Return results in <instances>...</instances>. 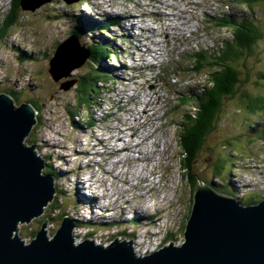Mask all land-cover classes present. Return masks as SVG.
Listing matches in <instances>:
<instances>
[{
    "label": "rangeland",
    "instance_id": "1",
    "mask_svg": "<svg viewBox=\"0 0 264 264\" xmlns=\"http://www.w3.org/2000/svg\"><path fill=\"white\" fill-rule=\"evenodd\" d=\"M42 1L26 0L25 11L20 12L16 23L0 36V94L8 95L10 90L20 93L19 100L14 101L16 106L34 102L36 107L29 104L38 110L37 124L25 143L35 145L38 155L45 161L44 170L49 166L56 176L54 187L55 199L58 201L53 204V208L49 206L50 203L39 218L29 224L19 225L18 236L25 244H29L34 233L47 220V235L51 238L62 219L68 216L75 225L72 230L75 245L84 240L103 246L109 245L115 238L120 242L131 240V249L137 252V257H141L142 253L147 256L157 252L169 243L180 246L184 242L183 232L194 192L190 193L185 173L180 168L182 157L179 135L183 133V117L192 106L179 108V94L176 96L174 92L188 91L190 95L198 93L201 87L197 85L203 84L205 77L187 70L186 74L182 73L172 82L171 78L165 79V82L162 78L155 85L151 78L156 72H147V56L144 54L141 59L138 56L143 53L141 45L146 43V39L158 43L161 32L171 34V28H175L179 36L183 23L187 26L186 30L196 26L187 23L188 17L184 18L183 12H196L194 3L197 0H151L150 5L147 0H81L69 5L64 4L63 0H50L41 4ZM10 3L11 0H0V27L8 15ZM233 3L237 11L233 10L232 14L240 13L245 8L239 0H233ZM201 7L204 10L205 5ZM251 8L253 20L264 32V2ZM205 11L206 18L218 21L215 17L219 12L214 11L213 6L206 5ZM200 12L196 13L199 16L197 18L203 16L202 12L200 16ZM81 15L82 22L77 24V17ZM165 20L167 24H162ZM110 21L119 26L112 28L105 37L112 45L111 50L120 53L110 61H100V67L112 73V78L96 93H90L93 101L89 106L79 107L76 85L82 75L95 69L86 60L81 68L72 71L66 78L76 83L69 90L62 91L59 85L65 79L58 82L50 79L47 73L48 60L54 48L68 39L71 32L75 37L80 36L79 47L85 48L93 42L102 41L99 32L105 28L104 25H112ZM86 23L91 24L83 28ZM145 23L149 26L155 24L156 29L152 34L149 35L144 29ZM91 25L102 28L97 32H85ZM139 27L143 29L139 31ZM212 29V35L205 43L216 50L222 41L220 39L229 37V34L222 35L214 24ZM141 33L144 36L147 33V38L144 39ZM139 38L141 41L137 47L135 41ZM151 41L149 45L155 44ZM193 45L190 43L187 48L192 49ZM44 50V60L41 61L39 53ZM21 54L28 59L20 66L16 64V57ZM174 61L177 59L173 60V64ZM190 65L188 63L187 67ZM134 66L138 68L134 69ZM237 67L241 79L245 80L239 85V98L224 102L216 127L205 138L194 166L200 180L197 187L216 183L221 189L216 190L220 195L229 197V194H233L234 198L231 197L240 205H246L249 200L264 199V131L261 130L264 129V113L262 118H253L249 122L251 125L241 124L242 112L238 113L235 105L247 95L264 93V79L259 78V73H264V54L259 52L245 58ZM167 80L170 85L166 84ZM145 95L152 104L147 117L142 115L144 106L140 103ZM72 111L78 113L74 118L75 122L80 123L78 128L70 123L69 112ZM88 118L93 120L90 125L86 123ZM250 126H254V129ZM93 143H98V146H93ZM90 148L93 149L91 154L88 152ZM148 152L150 156L140 158ZM81 153L85 155L82 157ZM219 155H228L231 159L222 167L218 179H214ZM90 168H93L92 173L95 172V183L90 182L88 185L85 180L90 171L83 170ZM152 169L157 170V174L151 178L149 172ZM81 172H84L83 175ZM141 174L147 177V181L136 186L133 179H140ZM78 183L81 185L79 191L74 189L79 186ZM109 184L112 185V201L117 202L115 210L107 215L103 214L106 199L101 201L100 196L110 188ZM83 188L87 189L85 193ZM135 197H139L135 203L138 211H126L124 215V204V209H127ZM90 204H94L93 210L86 208ZM148 212L149 215L158 213L154 218L150 217L152 219H148V222L144 220L148 224L157 221L156 228L141 227L139 219H147ZM82 223L88 228L81 227Z\"/></svg>",
    "mask_w": 264,
    "mask_h": 264
},
{
    "label": "water",
    "instance_id": "2",
    "mask_svg": "<svg viewBox=\"0 0 264 264\" xmlns=\"http://www.w3.org/2000/svg\"><path fill=\"white\" fill-rule=\"evenodd\" d=\"M25 1L20 0L22 11ZM78 1L65 0L67 4ZM88 57V50L70 36L55 47L47 73L53 82L65 79L60 89L67 91L76 81L66 78ZM36 124L37 110L29 103L16 106L10 95L0 94V264H264V199L240 205L209 185L194 191L180 246L169 243L137 257L131 240L115 238L107 246L84 240L75 245V225L68 216L51 238L44 220L25 244L18 236L19 225L39 218L56 193L54 177L42 175L45 161L34 144L25 143Z\"/></svg>",
    "mask_w": 264,
    "mask_h": 264
},
{
    "label": "trees",
    "instance_id": "3",
    "mask_svg": "<svg viewBox=\"0 0 264 264\" xmlns=\"http://www.w3.org/2000/svg\"><path fill=\"white\" fill-rule=\"evenodd\" d=\"M19 1L20 0H12L9 14L6 16L2 24V34L15 24L17 17L21 12ZM259 2H264V0H240V3L245 6V8L239 13V17L242 15L239 20H236L238 19L237 16L234 17L232 15L217 17L216 20L218 21L213 23L216 27L224 29V32L221 33L222 35L229 34V37L221 38L220 40L222 41L219 42L216 50H213L212 48L205 51L200 50L199 53L195 54L194 58L191 56L194 64L189 70V73L194 75H204L205 77L203 79V84L197 85L201 87L200 92L193 95H190L191 93H186L178 98V101L181 104L179 108L187 105L192 106V109H190V111L187 112V115L183 117V122L181 123L183 133L181 136L179 135V148L182 157L180 160V168L182 172L185 173V180L191 194L196 189L198 181H200L197 177L196 168L194 166L197 154L201 150L207 135L216 127L218 122L217 118L220 116L224 102H230L232 99L237 100L239 98V85L245 83V80L240 77L241 72L237 67L238 64L243 63L245 58L254 56L259 52L260 54H264V51H262L264 49V32L253 20L254 14L251 10V7L257 5ZM247 7L250 8L249 11ZM82 17H77V24L82 22ZM110 23L114 24V21H110ZM88 24L91 23H86L83 28ZM112 26L113 25L111 24H106L104 25L105 28L101 29L102 27L96 25L95 27L92 26L90 29H83L85 32L89 30L97 32L101 29L99 34L101 35L100 39H103V43L102 41H96L93 42L92 45L86 47L89 52V64L91 65V68H94L95 70L87 71L85 75L80 77L76 85L77 93L79 94L77 99L79 100L77 102L79 107L89 106V104H91L90 102L93 101L90 93H96L100 87H103L104 84H107L112 78V73H107L102 67H100V61H105L112 54V45L108 40L104 39L103 36L104 34H110V27ZM77 37L80 38L79 35H77ZM89 37L91 38V36ZM261 44L263 46H260ZM45 51L46 50L39 53L41 61L44 60L43 56H45ZM16 58H18L16 59V64L20 66L22 65V62H25V59H28L26 56H23V54ZM45 61H47V57L45 58ZM259 75L260 79H264V73H259ZM7 93L14 99V101L17 102V100H19L20 93L13 92L12 90ZM28 103L36 107L33 101H28ZM235 106L238 113L242 112L243 120L241 124H248L253 118H262L264 113V93L247 95L240 99V102ZM75 112L78 114L77 111ZM69 114L71 116L70 123L74 128H78L80 126V123H78L79 121H74L76 114L73 111L69 112ZM91 122H93V120H90L89 118L86 121L88 125H90ZM249 128L254 129V126H250ZM258 129L259 128H256V130ZM261 130L264 131V129ZM240 135L244 136L241 133ZM218 157L214 179H218L222 167L228 163L229 158L231 159L228 155L225 157L219 155ZM49 168L50 167L47 166L44 173L50 174L56 179L54 170ZM210 184L215 190L221 191L219 185H216V183L212 182ZM229 195L234 198L233 194ZM57 201L58 199H55L54 197V200L49 206L53 208V204ZM258 202L260 201L249 200L246 206ZM81 226L84 227L86 224L82 223ZM36 233L37 232L34 233L33 238Z\"/></svg>",
    "mask_w": 264,
    "mask_h": 264
},
{
    "label": "bare ground",
    "instance_id": "4",
    "mask_svg": "<svg viewBox=\"0 0 264 264\" xmlns=\"http://www.w3.org/2000/svg\"><path fill=\"white\" fill-rule=\"evenodd\" d=\"M89 22V21H88ZM79 29H81L80 27H79ZM82 30V29H81ZM77 36V35H76ZM77 40L79 39V37H75ZM79 45V44H78ZM173 70H174V67L173 66H171V67H169V73L170 74H172V72H173ZM141 104H143V106H144V109L142 110V115H144L145 117H147V114L149 113V111L152 109L151 108V106H152V104L150 103V101L149 100H147V98L145 99V100H143V101H141L140 102ZM147 107H148V110H146L147 109ZM150 109V110H149ZM146 120V119H145ZM119 122V121H118ZM153 132V131H152ZM152 134V133H151ZM133 135V134H132ZM136 146V145H135ZM121 150V149H120ZM123 151V150H122ZM155 169V168H154ZM154 169H152L149 173H150V176L151 177H154V175L155 174H157L156 173V171L154 170ZM155 171V172H154ZM79 184V186H75V190H76V188H77V190L79 191V187L81 186L80 185V183H78ZM84 189V188H83ZM85 190V189H84ZM215 192H216V190L215 189H213ZM85 192V191H84ZM84 197V196H83ZM141 197V196H140ZM85 198V197H84ZM139 197H135L134 198V200L133 201H131V206H129L127 209H124V207L126 206V204L124 205V207H123V209H122V211L124 212V215H126V211H131V210H135V211H138L136 208V205H135V203H136V201H137V199H138ZM81 199H82V202H84L83 201V198H82V196H81ZM141 199H142V197H141ZM81 202V203H82ZM160 203H162V202H160ZM87 207V206H86ZM163 208V207H162ZM108 210H110L109 212H108ZM115 210V208H114V205L112 206V207H110V208H105V210L103 211V214H107V215H109L110 213H112L113 211ZM83 211H85V209L83 210ZM161 211H164L163 209L161 210ZM158 213H151V215H149V212H148V215H147V219H139V221L141 222V227H143V226H147V228L148 227H151L152 229L153 228H156L155 226L157 225V221L156 222H154V223H150V224H148L147 222H148V219H152V218H150V217H155L156 215H157ZM132 215H134V214H132ZM136 219V218H135ZM156 219H158L159 220V218H156ZM144 220H146V221H144ZM140 235L141 234H139L138 236L140 237ZM96 244H98V243H96ZM135 255H136V253L137 252H133ZM138 254H141V253H138ZM144 255V253H142L140 256H143ZM137 256V255H136Z\"/></svg>",
    "mask_w": 264,
    "mask_h": 264
}]
</instances>
